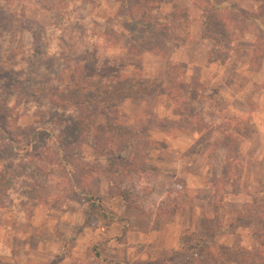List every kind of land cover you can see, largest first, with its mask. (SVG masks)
<instances>
[{
	"label": "trees",
	"instance_id": "obj_1",
	"mask_svg": "<svg viewBox=\"0 0 264 264\" xmlns=\"http://www.w3.org/2000/svg\"><path fill=\"white\" fill-rule=\"evenodd\" d=\"M3 1L9 10L0 9V53L10 51V72H20L19 75L9 76L18 88L14 97L13 92L8 93L2 88L0 91V152L4 158L0 169V197L5 192L14 193L21 189L20 179L27 182V186L36 182L33 174L18 175L13 170L18 166L20 172H25L21 162L43 170L44 174L49 171L42 169L41 164L57 165L63 171L64 178L67 174H75L77 169L71 164L85 143L91 149V156L98 167L92 168L91 165L88 173L107 179L111 193L121 198L127 212L133 213L136 209L141 212L136 197L122 184L136 175L144 174L147 169L143 161L151 147L147 137L149 129L186 133L202 129V136L189 150L191 156L196 157L205 148H210L213 161L209 180L211 196L218 199L213 202L212 214L205 219V223L195 231L185 229L179 251H170V255L163 260H174L192 252L191 260L194 264H264V196H253L243 208L233 209L230 214L226 215L224 210L225 197L238 191L241 176V157L237 152L240 138L236 132L245 128L250 115L230 117L223 112L221 105L211 106L213 89L198 79L187 83L184 79L187 64L183 61L169 65L166 80L143 75V51L137 49L143 40L139 41L137 34L163 38L167 21L176 20L172 16L159 14L163 0H111L118 4V12L113 21L126 23L137 45L126 38L123 31L114 33L110 21L100 27L102 34L94 33L86 27L89 34L86 33L87 40L84 43L80 33L74 31L75 25L83 26L78 3L73 0H30L58 14L60 21L56 27L60 31L64 48L51 47L42 39H35L34 34L33 40L20 53H12V37L23 25L24 28L27 26L24 23V0ZM254 1L256 6L246 10L235 8L228 0H192L190 5L194 12L174 5L173 14L182 13L179 20L182 19L185 26L195 20L199 21L200 39L221 41L229 50L237 49L244 34L257 28L249 59L253 71L257 72L264 59V0ZM133 15L138 17L134 18ZM114 34L119 41H125L124 67H129V71H116L108 77L94 80H85L84 74H81L75 80L63 81L62 75L67 70L69 60H72L78 75V69L82 68L81 62L77 61L78 56L82 58L83 52L94 47L97 38H103L106 42L114 38ZM87 43L91 45H85ZM178 72L182 75L179 76ZM1 86L3 83L0 81ZM85 88L90 90L88 94L82 93ZM191 90L200 93L205 99L184 103L183 92ZM161 95L182 102L185 113L177 111L178 120L165 121L154 114V104H150L153 102L150 100L155 101ZM127 98L145 103L146 108L136 114L123 111L122 101ZM214 102L218 103L217 100ZM41 110L47 113L45 123H40L44 129H38L37 122L17 127L21 116ZM125 116L129 119L124 120ZM130 119L133 120L132 125H129ZM217 125H222L225 132L219 140L214 137ZM54 137L57 143L53 141ZM262 163L264 165V157ZM94 172L97 174L94 175ZM160 172L163 173L162 170ZM77 186L80 191L86 190L81 185ZM90 193L95 195L92 190ZM180 207L175 205V209ZM96 209L103 219H109L100 204L92 202L82 227ZM225 216L231 217L228 225H224ZM123 219L127 222L128 230L139 229L130 215ZM240 222L251 226L257 244L254 250L211 243L216 235L235 228ZM119 263L110 261V264Z\"/></svg>",
	"mask_w": 264,
	"mask_h": 264
},
{
	"label": "rangeland",
	"instance_id": "obj_2",
	"mask_svg": "<svg viewBox=\"0 0 264 264\" xmlns=\"http://www.w3.org/2000/svg\"><path fill=\"white\" fill-rule=\"evenodd\" d=\"M73 1L80 5L79 17L83 21V26L82 24L75 25L74 31L80 33L84 43L87 40L86 33L89 34L87 28H91L94 33L102 34V31L99 30L100 27L109 21L114 33L123 31L125 37L130 38L133 42L132 32L127 30L128 25L122 24L120 21H113L118 12V4L111 0ZM228 1L235 8L246 10H252L256 6L254 0ZM163 2L160 5L159 14L172 16L173 19H176L167 21L163 38H150L137 34V39L139 41L142 39L143 42L138 45L133 42L137 45V49L143 51L141 56L143 75L148 78L166 80L169 65L183 61L187 64V71L184 76L187 83L193 82L195 79L207 81L214 75L218 76L215 81H208L210 83L207 85L213 89L211 106L221 105L224 108L228 101L224 100L226 96L222 94L220 88L222 68L219 64L229 58L228 61L233 65L239 62L240 68L246 66L251 56L254 36L258 32L257 28H253L244 34L237 49L229 50L230 48L221 41L208 40L207 43L202 42V39L198 37L201 28L199 21L195 20L185 26L182 19L179 20L182 13L173 14L174 5L193 11V7L190 5L192 0H163ZM24 4V23L27 26L24 28L23 25L13 35L12 53H20L24 46L33 40L34 34L35 39L40 38L51 47L64 48L60 31L56 27L60 21L58 14L52 10L44 9L30 0H24ZM0 9L9 10L3 0L0 1ZM133 17L137 18L138 15H133ZM95 43L94 47L83 52L82 58L78 56L77 61L79 60L82 64V68L78 69V75L72 66V60L68 61L67 70L62 75L63 81L75 80L81 74H84L85 80H94L108 77L116 71H129V67H124L126 51L124 40L119 41L114 34V38H109L106 42L103 41V38H97ZM88 44L91 45L90 43L85 45ZM205 46L209 48L208 56H206ZM201 51L203 52L201 53ZM10 55V51L0 53V81L3 83L0 91L2 88L8 93L13 92L12 96L14 97L18 88L9 76L19 75L20 71H15V74L10 72L12 70L9 63ZM202 61H214L216 66L204 74H201L198 69H191L192 65L202 63ZM262 65L264 66V59ZM229 69V77L232 82L234 81L233 89H236L238 67ZM251 69L250 64L248 68L241 69L240 85L243 81L245 82L244 79L247 80L251 77ZM179 74L182 75L181 72H178ZM261 76H264V73L261 72ZM244 89H246L244 91L245 98L247 96L249 98L251 95L250 88L245 86ZM89 91L88 88H85L82 93L88 94ZM182 96V100L187 104L191 100L205 99L195 90L183 92ZM216 100L218 103L214 102ZM150 101H153L150 104H154L152 110L159 119L165 121L178 120L179 117L176 116V112L182 110L185 113V108L182 109V102L172 101L168 96L161 95L155 101ZM122 106L123 111L133 114L140 112L142 108H146L145 103L133 98L123 100ZM232 107L234 108L233 105ZM46 114L45 110H41L33 114L23 115L19 118L17 127L37 122L38 129H44L41 124L45 123ZM123 119L128 120L129 118L125 116ZM132 121L130 119L129 125H132ZM47 132L50 131L47 129ZM203 132L202 129L189 133L175 130L160 132L149 129L147 137L151 142V147H149L147 156L143 161L147 169L144 174L136 175L122 184L125 189L131 192L133 197H136L137 204L142 209L141 212L137 209L133 213L127 212L121 198L113 196L111 193L108 180L91 176L92 174L88 173L91 165L92 168H98L91 156L92 151L88 144L83 143L81 145L78 152L80 154L71 164L77 169V172L67 174L65 178L63 171L57 165L41 164L42 169L46 168L49 171V174H44L43 170L32 165H24L21 162V166H25V172H20L21 169L18 166L13 170L18 175L19 173L22 175L33 174L36 182L27 186L29 184L20 179L19 187L21 189L14 193L5 192L3 197H0V264H34L35 262L56 264L57 257L61 255H66L64 259H67V262L62 264H110V261H119V264H194L191 260L193 259L192 252L184 256L180 255L174 260H163V258L170 255V251H179L180 249V247L174 248L172 246L173 234L178 225L179 231L177 233L183 238L186 233L185 229L198 230L208 218L207 215L213 206V202L218 199L211 196L209 180L212 175L213 161L210 157V148H205L196 157H192L189 150L190 146L199 140ZM224 133L223 126L217 125L215 139H221ZM244 134H248V131H245ZM53 141L57 143L55 137ZM240 157L242 160V153H240ZM3 159L0 152V169L3 165ZM161 170L163 173L160 172ZM252 170L256 173L258 170L259 178L256 183L244 185L243 192L245 193L247 191L251 193L254 189L258 190L262 187L264 167L257 166ZM96 174L94 172V175ZM77 185H81L86 190L80 191ZM90 190L95 193L94 196ZM248 199L246 196L240 199L232 197L228 201V196L225 197V214H230L233 209ZM92 202L100 204L109 219H103L96 209L91 212L87 224L82 227L88 213V207ZM175 205L182 208L175 209ZM34 214L35 216L39 215L37 217L38 225H34L32 222ZM128 215L132 218L133 223L139 227L137 231H130L127 226L123 228V225L127 223L123 217L126 218ZM225 217L224 225H228L231 217ZM174 218L177 222L175 226ZM193 222L196 223V226L190 228V225L194 224ZM125 228L127 231H124ZM125 232H131V234L126 237ZM243 235L246 239L253 237V233L251 236L249 234ZM125 237L127 241L131 238L132 242L127 244ZM78 238L81 239L79 243ZM112 239V243H115L112 244L114 248L107 246L109 240ZM234 240L241 250L249 251L255 248L250 241L243 244L242 241ZM48 243L49 245L52 243L60 244L62 250L58 254L46 256L44 249ZM211 243H215V240Z\"/></svg>",
	"mask_w": 264,
	"mask_h": 264
},
{
	"label": "crops",
	"instance_id": "obj_3",
	"mask_svg": "<svg viewBox=\"0 0 264 264\" xmlns=\"http://www.w3.org/2000/svg\"><path fill=\"white\" fill-rule=\"evenodd\" d=\"M202 42H208V40H201ZM206 42V43H207ZM252 49V47H251ZM205 51H206V56L209 54V48L208 46H205ZM203 51H201L202 53ZM252 52V51H251ZM203 56V55H202ZM207 59V58H206ZM229 58H227L226 61L221 62L219 66L222 68V74L220 77V88L222 94L226 96V99H224L227 103V106L223 108V112L230 116V117H244L246 115H250V118L247 122V125L245 126L244 129H242L240 132H236V135L239 136L240 138V143L237 149V152L240 154L242 153V160H241V176H240V182L238 186V191L236 193H230L227 194L226 197L228 196V201L229 198L236 197L237 199L243 198L246 196L249 198L246 202L241 204L240 206H237L235 209H240L243 208L246 204H248L253 196L256 195H262L264 196V189H263V184H264V176H263V181H262V187L260 189H254L251 193L247 191V193L243 192L244 185H248L250 183H256V180H258V170L257 173L256 171H253L252 169L257 166H263L262 159L264 157V88H262V85H264V76H261V72L264 73L263 70V65H261V69L257 72H254L253 69H251V77L243 81V83L240 85L239 83V77L241 76V69L242 68H248L249 63H246V66H243L242 68L239 62L237 64L233 65L230 63ZM202 63H195L194 65L191 66V69H198L201 74H204L208 72L209 70H213L216 66V63L213 62H204ZM238 67L239 73H237L238 78L236 80V89H233V84L234 81L232 82L231 78L229 77V68L233 67ZM197 67V68H195ZM252 68V67H251ZM217 75H214L210 80H205V79H200L201 82H204V84H209L210 82L208 81H215ZM208 86V85H207ZM248 87L250 88L251 95L248 98H245L243 88ZM234 106V108L232 107ZM245 131H248V134H244ZM244 148H243V147ZM227 200V199H226ZM240 203V202H239ZM195 209V208H194ZM231 210V209H230ZM212 214V208L209 211V214L207 215L210 217ZM39 215L32 217V222L34 225H38V217ZM174 226L175 221L174 218ZM194 224L190 225L191 227L195 228V222ZM127 226V223L123 225V228ZM178 229V230H177ZM176 231L174 232V242L172 243V246L174 248L180 247V242H181V236L178 235L177 231H179V225L177 227ZM192 230V229H191ZM247 232V233H244ZM125 236L130 235L131 232H125ZM176 233V234H175ZM252 233V228L251 226L245 225L242 222L238 223L235 228L232 229H227L225 230L222 234H218L214 237L215 243L217 244H222L224 246L228 247H235L238 248L237 242L234 239H237L238 241H242L244 244L246 241H250V243L253 244L254 247H256V242L254 241V237L251 239L244 237L243 234H249L251 236ZM241 236V237H240ZM83 238V236H80V238ZM85 237V236H84ZM100 237V236H99ZM125 237V241H127V238ZM85 239V238H84ZM78 243L81 242V239L78 238ZM112 240H109V243L107 246L113 247L115 243H112ZM131 238H129V241H127V244L131 243ZM249 243V244H250ZM236 244V246H235ZM62 246L60 244H55L52 243L49 245V243L46 245V248L44 249V252H46V256L50 255H55L56 253L58 254L62 249ZM66 255H61L57 257L58 261L56 264H62L63 262H67V259L65 260L64 258ZM34 264H39L38 262H35ZM227 264H233V263H227Z\"/></svg>",
	"mask_w": 264,
	"mask_h": 264
}]
</instances>
